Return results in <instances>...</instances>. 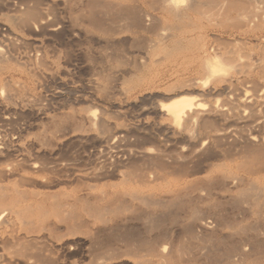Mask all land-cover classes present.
I'll return each instance as SVG.
<instances>
[{"label": "bare ground", "instance_id": "1", "mask_svg": "<svg viewBox=\"0 0 264 264\" xmlns=\"http://www.w3.org/2000/svg\"><path fill=\"white\" fill-rule=\"evenodd\" d=\"M75 33L88 97L154 73L152 122L26 119L13 74L54 79L73 56L44 39ZM0 264H264V0H0Z\"/></svg>", "mask_w": 264, "mask_h": 264}, {"label": "rangeland", "instance_id": "2", "mask_svg": "<svg viewBox=\"0 0 264 264\" xmlns=\"http://www.w3.org/2000/svg\"><path fill=\"white\" fill-rule=\"evenodd\" d=\"M80 35V36H79ZM76 34L75 33V35H73V37L71 36V35H67L68 37H66V36H63V41H62V46H61V43H59V41H61L60 40V38H56V36L55 37H50V38H45L44 40L46 41V39L49 41V42H45L44 40V45H46V49H49L50 47L49 46H54V49L57 51V53H60V52H62L63 51V49H64V47H66L67 48V50H69L70 51V53L72 54V59H71V62H70V64H68V65H66L65 63H62L63 61L61 60V58L58 60L57 59V63H59L62 67H65V70L62 72V70L61 71H59V74H57V76L56 77H58V78H54V79H52V80H47L45 83H43V85H38V84H34V83H32V82H29L28 80H27V78L25 77V75L24 74H22V75H19V74H13L12 76H13V78L14 79H17V80H23V81H21V82H25V83H27V86H29V88H31V90H30V92L35 96V97H40V99H43L42 101H43V103H45L46 104V106L44 105L43 106V108L44 109H42L41 111H40V113L39 114H33V115H30V116H27V120H30V121H33V122H36L37 120L39 121V122H46L47 124H46V129H47V126H48V120L46 119L45 120V118H46V113L47 112H49L50 114H53L55 111V116H59V115H61V114H63V113H66L67 111L69 112V111H71V109L73 108V110H77L78 108H80V107H82V106H84V105H87V106H91L90 108H92V106H93V110H96V112L99 110V109H103L105 106H106V108H104L103 110L105 111V109H106V112L105 113H108V114H106V118H108V119H110L111 121H113V120H116V121H119V122H123V123H125V124H128V125H131V124H133V125H137V124H145V123H149V122H152V119L154 118V115L152 114V113H144V114H142L141 113V111H140V109H141V106H142V108L143 107H149L150 106V104H152L153 102H155V101H157V99H159V97L157 96L158 95V93L156 92V90L157 89H154L153 90V88L151 89V86H149L145 81H148L149 79H150V77H153L154 76V73L153 74H151V73H145V74H143L142 75V78H143V80H145L143 83H141V85H139V86H134L132 83V85L130 86V80L128 81V82H126L125 84H123V85H118V84H114L113 86H111V88L109 89V91L111 92V93H107L106 95L107 96H100V98H99V96H96V94L94 95V96H92L91 98L90 97H88L87 95L89 94V92H90V86H91V81H90V76H89V74H86V75H84L85 74V72L87 73V71H85L87 68L84 66V57H83V54L84 53H87V51H86V48H88V47H90L91 48V45H92V48L90 49V48H88V53L90 54L92 51H96V49L98 50V48H99V46L97 47V45L98 44H93L94 42L93 41H90L87 37H85V36H83V35H81V34ZM74 36H76V37H74ZM70 37V38H69ZM27 41V44H26V42H25V44H24V47L23 48H20L19 49V51H28L29 49L31 50L32 49V46H33V41H32V39H31V37L29 36V37H24ZM52 38V39H51ZM66 38V39H65ZM70 40H69V39ZM81 38H83V39H81ZM85 38V39H84ZM53 39L55 40V41H53ZM57 39H59V40H57ZM75 40V41H74ZM79 40H80V42H82V43H78L79 42ZM84 40V41H83ZM89 42H88V41ZM30 43H29V42ZM56 41H57V44H59V45H57L56 44ZM65 41V42H64ZM86 41H87V43H86ZM32 42V43H31ZM53 42V43H52ZM84 42H85V45H84ZM92 42V43H91ZM50 43V45H47V44H49ZM51 43H52V45H51ZM72 43V44H71ZM77 44V45H76ZM82 44V45H81ZM89 44H91V45H89ZM29 45V46H28ZM57 45V46H56ZM65 45V46H64ZM86 45H89L88 47L86 46ZM96 45V46H95ZM82 48H81V47ZM86 48H85V47ZM94 46H95V49H94ZM29 47V48H28ZM63 48V49H62ZM85 48V49H84ZM78 50V51H77ZM90 50V51H89ZM82 51V52H81ZM83 51H85V52H83ZM77 52H79L80 54H78ZM87 53V54H88ZM75 54V55H74ZM79 56H77V55ZM86 54V55H87ZM78 58H77V57ZM77 58V59H76ZM79 58H81V59H79ZM86 58V57H85ZM75 60H77V61H79V62H77V61H75ZM80 62H81V64H80ZM72 64V65H71ZM66 65V66H65ZM71 65V66H70ZM75 65V66H74ZM80 67V69H79V67ZM72 67V68H71ZM77 67V68H76ZM70 68V69H69ZM69 69V70H68ZM74 69V70H73ZM76 69V70H75ZM79 69V70H78ZM65 71H67L68 73H66ZM70 71V72H69ZM73 71V72H72ZM77 71H79V72H77ZM81 71V72H80ZM85 71V72H84ZM84 74H83V73ZM78 73V74H77ZM150 74V75H149ZM145 75H146V78H145ZM60 76V77H59ZM73 76V77H72ZM64 78V80H63V78ZM148 77V78H147ZM51 81V82H50ZM62 81H64L63 83H62ZM69 81V82H68ZM74 81V82H73ZM86 81H87V83H86ZM90 81V82H89ZM57 82H59V83H57ZM61 82V83H60ZM85 82V83H84ZM49 83V84H48ZM52 83H53V85L55 86H53L52 85ZM57 83V84H56ZM88 83H89V85H88ZM28 84H30V85H28ZM56 84V85H55ZM62 84H63V86H62ZM143 84V85H142ZM146 84V85H145ZM34 85V86H33ZM35 85H36V88H33V87H35ZM38 85V86H37ZM58 85V86H57ZM61 85V86H60ZM84 85V86H83ZM130 87H128V86ZM148 85V86H147ZM42 86V88H40ZM45 86H47V87H45ZM57 86V87H56ZM74 86V87H73ZM115 86V87H114ZM68 87V88H67ZM79 87V88H78ZM85 87V88H84ZM114 87V88H113ZM135 87H136V89H135ZM140 87H141V89H140ZM148 87V88H147ZM29 88H26V89H28L29 90ZM45 88V89H44ZM55 88V89H54ZM63 88V89H62ZM65 88V89H64ZM77 88V89H76ZM84 88V89H83ZM116 88V89H115ZM36 91H35V90ZM40 89V90H39ZM43 89V90H42ZM58 89V90H57ZM66 89H68L67 91H66ZM112 89V90H111ZM113 89H115L114 91L116 92H114L113 91ZM149 89H151V91L149 90ZM34 90V91H33ZM55 90V91H54ZM64 92H63V91ZM76 90V91H75ZM121 90V92L119 93V91ZM137 90H138V92H137ZM39 91V92H38ZM52 91V92H51ZM54 91V92H53ZM60 91H61V93H60ZM123 91V92H122ZM129 91V92H128ZM151 93H150V92ZM36 92H38V93H36ZM40 92L42 93V94H40ZM57 92L59 93V94H57ZM82 94L83 95V97H85V98H87L86 99V103H80V104H75L74 103V101H71V100H74V98L76 97L75 95H77V97H79L80 96V94ZM114 92V93H113ZM142 92L144 93V94H142ZM36 93V94H35ZM50 93V94H49ZM55 93V94H54ZM122 93V94H121ZM134 93H136V95H134ZM148 93H150V94H148ZM52 94V95H51ZM53 94H54V96L55 95H57V96H53ZM61 94V95H60ZM85 94V95H84ZM108 94H110V95H108ZM114 94V95H113ZM125 94H126V97L127 98H125L124 96H125ZM137 94H139V95H137ZM154 94H156L155 96H154ZM60 95V96H59ZM71 95H73V96H71ZM81 95V96H82ZM120 95V96H119ZM153 95V96H152ZM75 96V97H74ZM111 96V97H110ZM136 98V100H134V97ZM145 96V97H144ZM49 97V98H48ZM61 97V98H60ZM66 97V98H65ZM74 97V98H73ZM76 97V98H77ZM94 97H96V98H94ZM107 97V98H106ZM131 97V98H130ZM133 97V98H132ZM142 97V98H141ZM148 97V98H147ZM154 97V98H153ZM47 98V100H49L48 102L45 100ZM57 98H59V99H57ZM108 98H110V99H108ZM120 98H122V99H120ZM128 98H129V100H128ZM139 98V99H138ZM145 98H146V100H145ZM53 99V100H52ZM65 101H64V100ZM68 99H71V100H68ZM95 99V100H94ZM98 99H100V100H98ZM106 99V100H105ZM58 102H57V101ZM114 102H113V101ZM118 100V101H117ZM132 100V101H131ZM139 100H141V101H139ZM143 100V101H142ZM67 101V102H66ZM68 101H69V103H68ZM91 103H90V102ZM104 101V102H103ZM116 101V102H115ZM130 101V102H129ZM135 101V102H134ZM138 101V102H137ZM90 104H89V103ZM102 102V103H101ZM112 102V103H111ZM119 102V103H118ZM124 103V106H123V103ZM63 103V104H62ZM66 103V104H65ZM68 103V104H67ZM71 103V104H70ZM74 103V104H73ZM104 103V104H103ZM121 103V104H120ZM128 103V104H127ZM131 103V104H130ZM138 103V104H137ZM143 103V104H142ZM149 103V104H148ZM48 104V105H47ZM99 104V105H98ZM138 106H137V105ZM146 104V105H145ZM56 105V106H55ZM69 105L70 106H72V107H69ZM94 105H95V108H94ZM101 105H103V106H101ZM112 105V106H111ZM117 105V106H116ZM121 105H122V107H121ZM126 105H130L129 107L128 106H126ZM149 105V106H148ZM51 108H50V107ZM53 106V107H52ZM63 107V108H60V107ZM65 106V107H64ZM80 106V107H79ZM126 106V107H125ZM46 107H47V109H46ZM48 107H49V109H48ZM101 107V108H100ZM111 107V108H110ZM118 108V109H116V108ZM119 107H121V108H123L124 107V109H125V115L123 114V113H118L117 111L119 110ZM74 108H76V109H74ZM139 108V109H138ZM70 109V110H69ZM58 110V111H57ZM111 110V111H110ZM126 110H128V111H126ZM130 110V111H129ZM43 111V112H42ZM112 111H113V113H112ZM59 112V113H58ZM99 112V111H98ZM109 112H110V116L111 117H109L108 115H109ZM114 112L117 114H114ZM129 112V113H128ZM43 113V114H42ZM58 113V114H57ZM111 114H113V115H111ZM38 115H39V117H38ZM43 115V116H42ZM116 115V116H115ZM119 115V116H118ZM146 115H148V116H146ZM114 118H113V117ZM119 117V119H118V117ZM121 116V117H120ZM139 116V117H138ZM141 116V117H140ZM42 117H44V118H42ZM117 117V118H116ZM149 117V118H148ZM152 119H151V118ZM39 118V119H38ZM124 118V119H123ZM145 118V119H144ZM147 118H148V120H147ZM37 119V120H36ZM44 119V120H43ZM121 119V120H120ZM123 120V121H122ZM125 120V121H124ZM127 120V121H126ZM138 120H139V122H138ZM147 120V121H146ZM151 120V121H150ZM37 121V122H38ZM128 121L130 122V123H128ZM142 121V122H141ZM36 132V130L35 131H31V133H35Z\"/></svg>", "mask_w": 264, "mask_h": 264}]
</instances>
